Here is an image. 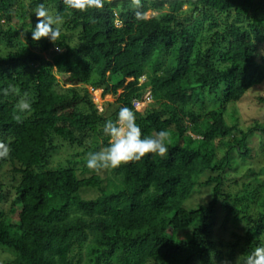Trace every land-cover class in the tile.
<instances>
[{"label":"trees","instance_id":"trees-1","mask_svg":"<svg viewBox=\"0 0 264 264\" xmlns=\"http://www.w3.org/2000/svg\"><path fill=\"white\" fill-rule=\"evenodd\" d=\"M40 4L61 17L55 42L31 39ZM263 27L264 0H107L85 12L0 0V169L10 166L14 191L0 207L5 264H221L264 246V167L241 173L232 159L251 158L249 137L264 126L243 129L228 110L264 81ZM88 86L122 92L99 111ZM148 90L153 103L135 109ZM24 100L31 109L19 113ZM122 107L142 136L170 133L167 154L84 176ZM220 208L243 233L221 225L215 237Z\"/></svg>","mask_w":264,"mask_h":264},{"label":"clouds","instance_id":"clouds-1","mask_svg":"<svg viewBox=\"0 0 264 264\" xmlns=\"http://www.w3.org/2000/svg\"><path fill=\"white\" fill-rule=\"evenodd\" d=\"M62 2L66 10L85 12L104 8L107 0H62ZM33 14L37 23L30 30L31 39L38 42L42 38H48L55 42L59 35L56 25L59 24L61 17L50 15L44 4L38 5L33 10ZM17 109L19 113L29 111L31 109L30 101H22L18 104ZM16 119L19 120L20 116L17 115ZM103 133L108 137L107 146L99 151L88 153L86 167L92 171L117 169L129 162L139 161L147 154L164 157L168 152L170 133L167 130H160L154 135L142 136L141 129L136 123V115L128 107H122L119 110L115 122L105 123ZM0 147L3 146L0 145ZM6 152L7 149H4L0 155H5ZM235 264H264V246H257L246 255L239 256Z\"/></svg>","mask_w":264,"mask_h":264},{"label":"rangeland","instance_id":"rangeland-1","mask_svg":"<svg viewBox=\"0 0 264 264\" xmlns=\"http://www.w3.org/2000/svg\"><path fill=\"white\" fill-rule=\"evenodd\" d=\"M185 8V6H183ZM155 14L154 12L147 11L145 16L149 17L151 15ZM262 37H264V27L262 28ZM4 47L0 44V52ZM264 55V40L260 43V51ZM144 76L140 79V83L144 82ZM132 78L126 79L125 83H128L131 81ZM89 87V86H88ZM90 95L93 99V101L96 103L97 108L99 111L103 110H112L114 108V101L119 93L122 92V89L118 90V94L116 96L112 94H107L103 96L101 93L102 91L99 89H92L89 87ZM264 95V81L252 88H250L246 94L244 95V98L234 105H230L228 107V110L230 113H232V110L235 109L236 111V117L238 118L239 126L243 129H247L248 126L253 125V121L257 120L261 126H264V103H260L258 100V97ZM58 99V98H57ZM140 105L137 106V110L143 111L145 107L149 106L151 103H153V96L152 93L148 90L144 93L143 97L140 99ZM230 116H227V121H230ZM264 142V134L260 132H255L249 137V147L252 149L251 152V158H243L235 153L232 154L233 159V167L236 168L241 173H245L248 171L249 168L254 169L255 171H259L261 168L264 167V149H263V143ZM106 147L105 145H101V147H98L97 151H99L101 148ZM88 158V155H87ZM55 164V161L54 163ZM10 169L9 165H4L0 169V181L3 182V192L4 195H7V200L3 199L2 202H0V207L4 208L5 210L8 209V204L10 203L9 199L12 198L14 195V191L11 189V182H10V174L8 170ZM107 169H100L97 171H88L84 174V176H91L93 174H98L100 178L106 179L107 173L105 172ZM79 173V172H78ZM262 177H264V174H262ZM256 182V181H255ZM16 184V183H13ZM104 184V182H103ZM206 189L200 190V192L193 196L191 203L198 204L199 202H204V198L208 196L206 193ZM98 192L96 189H88L82 192V196L84 198H94L97 196ZM191 206V205H190ZM251 208V210H253ZM227 210L220 208L215 215V221H214V235L219 239L221 237L223 228L221 225H225L230 230L239 231V233H243L245 229V225L243 223H238L235 225L232 222L233 214L229 216L228 219H226ZM226 237L231 238V231L228 232ZM261 243L264 245V235H261ZM225 239V238H223ZM11 254L6 251L3 248H0V264H5L7 260L11 258ZM236 259L233 261H229L227 259H224V261L221 264H235Z\"/></svg>","mask_w":264,"mask_h":264},{"label":"built area","instance_id":"built-area-1","mask_svg":"<svg viewBox=\"0 0 264 264\" xmlns=\"http://www.w3.org/2000/svg\"><path fill=\"white\" fill-rule=\"evenodd\" d=\"M140 100H137V99H135V100H133V102H132V104H133V107L135 108V109H137V106L138 105H140Z\"/></svg>","mask_w":264,"mask_h":264}]
</instances>
